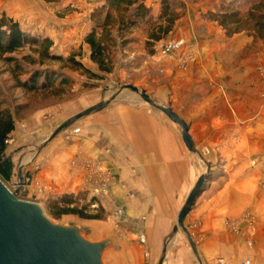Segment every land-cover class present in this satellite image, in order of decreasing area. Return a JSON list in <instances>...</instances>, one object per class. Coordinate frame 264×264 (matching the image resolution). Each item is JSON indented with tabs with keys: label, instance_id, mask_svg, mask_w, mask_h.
Wrapping results in <instances>:
<instances>
[{
	"label": "rangeland",
	"instance_id": "obj_1",
	"mask_svg": "<svg viewBox=\"0 0 264 264\" xmlns=\"http://www.w3.org/2000/svg\"><path fill=\"white\" fill-rule=\"evenodd\" d=\"M105 1L83 0L80 4L70 2L63 8L62 6L55 7L58 17H63L62 15L72 13L74 10L82 14L78 15L80 17L77 22L79 28H76L74 36H70L72 38L68 41L70 45L63 46L69 49L68 52L72 49L71 53H65L62 49L60 51L63 53L55 51L60 47L61 41L63 43L65 41L61 40L63 38L61 36L62 27L53 26L52 21H45L43 24H27V29L31 28V31L27 32L49 38L52 35L51 53L64 57L71 54L77 55L84 65L98 72L99 68L88 54L90 48L85 38L94 23L103 22L104 14H100L96 19L92 18V14L104 7ZM157 1L160 3L161 0H146L154 18L158 16L161 9V3L159 9L156 8ZM181 2L186 4L185 8L181 9L183 12L181 19L189 11V7L202 4L201 15L207 21L209 19L205 17V14L212 10L221 11L222 3H225L222 0H179L176 2L179 3L178 8ZM4 13L0 11V17ZM72 25L69 24V26ZM51 27L54 28V32L51 31ZM223 31L225 32L224 29ZM171 33L163 40H179V38L172 37ZM247 33V31L239 33L240 38L236 41V45L240 46L243 42L242 46L247 54L262 59L258 62L257 69L264 77V41L259 39L251 44L253 37H249ZM127 39H131L132 42L123 46L122 38L118 37V45L114 49V71L104 75L102 80L90 79L81 72L69 70L65 67L66 62L45 57L34 45H28L14 53L20 59L27 57L24 67L28 72L51 68L67 76V85L57 90L28 92L20 84L28 79V74L20 72L17 78L12 65L0 55V105L9 108L15 120V130L7 141V155L14 163V171L12 180L6 185L13 192L18 190L21 198L40 202L47 214L56 221L78 224L85 237L92 241L114 238L115 244L105 250L104 260L107 264H172L171 240L174 234L172 233V239L169 232V236L165 239L151 240L144 232L145 216L141 214L140 201L143 194L150 195L151 193L138 190L135 194L134 205L133 202L131 203L135 206L134 213L126 211L113 190L118 178L110 163L112 161L108 157L112 154L103 155L102 148H98V144L104 145V150L111 145L109 143H111L112 134L107 130L105 123L110 125L111 115L114 114L113 109L143 108L147 115L141 114L142 119L149 117L154 119L155 114L163 117V112L148 104L139 92L136 93L125 87L128 84L138 86L140 91L145 90L156 104L163 106L160 50H158V44L162 40L148 46L149 38L143 28V23L132 30ZM101 102L107 103V106L77 119L62 129L55 138L49 140L63 122L75 116L76 113ZM107 115L109 116L107 121L102 119L94 122L95 118ZM258 141L256 147L258 149L259 146V152L251 153V168L245 170L247 173L251 172V175H259L256 187L258 196L251 197L249 200L251 202L241 210H236L234 207L231 210L228 205V210H225V213L222 212V222L217 227L221 230L218 231L217 236L209 237L205 234L203 229L205 220L199 216L200 210L197 211V208L186 217V231L181 227L177 229L183 235L187 249L192 252L194 264H264V210L260 207V204L264 203V128ZM205 152H208L207 148L203 147L201 152L197 150L195 153L204 160L205 171L203 173H207L209 169L208 180L213 181L225 171L216 169V167L209 168ZM98 166H105L107 172L112 174L108 192L103 190L104 176L97 172ZM220 186L222 185H217L214 190H208L206 194L203 193L205 190L202 193L207 198L217 196L222 188ZM65 195L73 196L77 200V206L87 207L89 213L100 214V217L87 219L74 214H64L62 217L55 218L53 212L58 207L54 203ZM132 197L133 193H131ZM188 233L193 236L197 249L198 246H204L203 249H205L211 243L210 249L216 247V251L219 250V257L214 260L212 257L205 260L201 256L200 249H198L199 257L196 256L191 248ZM152 247H155V250L158 248V253H154Z\"/></svg>",
	"mask_w": 264,
	"mask_h": 264
},
{
	"label": "crops",
	"instance_id": "obj_2",
	"mask_svg": "<svg viewBox=\"0 0 264 264\" xmlns=\"http://www.w3.org/2000/svg\"><path fill=\"white\" fill-rule=\"evenodd\" d=\"M70 2L80 4L83 0H0V11L18 20L25 31H31L27 24L45 21L61 26V40L65 42L61 41L55 51L62 49L71 53L72 49L68 52L64 47L70 45V36L79 28L78 15L82 14L74 10L58 17L55 13L58 6L63 8ZM159 5L157 1L156 8ZM202 7V4L189 7L171 33L172 37L193 45L195 60L182 68L180 53L167 56L159 53V65L162 105L171 107L187 122L198 151L207 148L209 168L225 171L213 181H206L204 194L222 185L217 196L207 198L202 193L190 212L200 210L198 214L205 220V234L211 237L221 230L217 227L228 205L231 210L233 207L241 210L251 202V197L258 196L259 175L245 170L251 168V153L259 152L256 146L263 133L264 77L257 69L262 59L247 54L243 42L236 45L240 34L228 36L217 22L205 20ZM183 49L189 50L187 46ZM113 113L110 125L105 123L112 134L109 143L112 147L109 145L104 150V145L97 144L103 155L112 154L108 157L118 178L113 190L120 204L134 213L136 192H150V195L143 194L140 201L141 214L145 216L144 232L151 240L165 239L169 232L172 239L173 233L172 264H194L192 252L175 226L187 196L205 171L204 160L189 149L182 137V127L165 112L163 117L155 114L154 119L140 118L146 113L143 108L113 109ZM108 118V115L100 116L94 122ZM260 205L264 210V203ZM210 245L205 249L198 246L205 260L219 257V250L210 249ZM152 249L158 253V248Z\"/></svg>",
	"mask_w": 264,
	"mask_h": 264
},
{
	"label": "trees",
	"instance_id": "obj_3",
	"mask_svg": "<svg viewBox=\"0 0 264 264\" xmlns=\"http://www.w3.org/2000/svg\"><path fill=\"white\" fill-rule=\"evenodd\" d=\"M179 0H161V9L156 18L151 13V8L146 0H106L104 7L96 10L92 18L96 19L104 14L103 22L94 23L86 34L85 42L90 48V58L97 65L99 71L84 65L77 55L67 57L50 52L53 41L49 37H41L22 29L18 20L8 17L5 13L0 17V55L11 64L16 73L28 74V79L20 82L28 92H41L50 89H60L67 85V76L58 71L45 68L44 70L27 71L24 67L27 57L18 58L14 53L28 45L37 46L45 57L61 59L66 62L65 67L75 72H81L90 79L102 80L104 75L114 71V49L118 45V37L122 38V45L129 44L128 34L143 23V28L148 35V46L157 41L166 39L177 27L181 19V9L186 4L176 3ZM221 11H210L205 14L211 21H216L227 32L228 36L247 31L253 37L251 44L257 40L264 41V0H222ZM227 2V3H226ZM246 50V49H245ZM250 51V49H247ZM15 130L14 115L9 108L0 105V178L5 183L12 180L14 163L7 155V141ZM209 177V176H208ZM76 198L65 195L58 199L54 205L55 218L64 214H74L78 217L96 219L100 214H91L87 207L76 205Z\"/></svg>",
	"mask_w": 264,
	"mask_h": 264
},
{
	"label": "water",
	"instance_id": "obj_4",
	"mask_svg": "<svg viewBox=\"0 0 264 264\" xmlns=\"http://www.w3.org/2000/svg\"><path fill=\"white\" fill-rule=\"evenodd\" d=\"M139 92L144 100L165 112L174 122L182 127V137L189 149L197 152L190 134V127L171 107L156 104L139 87L132 84L125 86ZM107 103L101 102L76 113L63 122L49 140L61 133L77 119L89 115L92 111L102 110ZM197 180L189 194L184 207L178 214L175 230L185 228L187 215L196 204L197 199L205 190L209 169ZM19 177H23L19 173ZM191 248L196 256L199 252L193 236L188 233ZM115 244L114 238L92 241L85 237L78 224L61 223L47 214L42 204L35 200L23 199L18 190L13 192L0 178V264H107L104 260L105 250Z\"/></svg>",
	"mask_w": 264,
	"mask_h": 264
},
{
	"label": "built area",
	"instance_id": "obj_5",
	"mask_svg": "<svg viewBox=\"0 0 264 264\" xmlns=\"http://www.w3.org/2000/svg\"><path fill=\"white\" fill-rule=\"evenodd\" d=\"M184 46H187L189 50L183 49ZM158 50H160V53L163 56L171 55L180 52L181 57H180V66L187 67L189 62H192L195 60V49L193 45H187L184 40L180 41L177 39H167V40H162L158 44ZM97 172H100L101 175L104 176V181H103V190L108 192V187L109 184L112 180V174L108 173L105 166H98L96 168ZM26 182V181H25ZM121 211V210H120Z\"/></svg>",
	"mask_w": 264,
	"mask_h": 264
}]
</instances>
